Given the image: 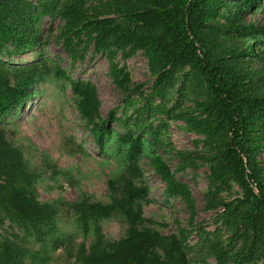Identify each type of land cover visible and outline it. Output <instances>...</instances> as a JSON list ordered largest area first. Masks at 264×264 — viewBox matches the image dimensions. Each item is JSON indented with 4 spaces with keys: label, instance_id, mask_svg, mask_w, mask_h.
Returning <instances> with one entry per match:
<instances>
[{
    "label": "trees",
    "instance_id": "16d2710c",
    "mask_svg": "<svg viewBox=\"0 0 264 264\" xmlns=\"http://www.w3.org/2000/svg\"><path fill=\"white\" fill-rule=\"evenodd\" d=\"M128 1L130 6L117 8V16H94L86 0H0V53L19 56L43 46L40 22L52 17L63 22V50L76 58L81 49L92 45L96 53L107 54L119 86L128 75L114 64V56L138 50L156 77V96L166 98L178 80L183 86L187 81L196 87V106L176 119L202 136L209 147L208 208H224L217 221L229 231L226 245L215 239L216 233L204 236H212L216 264H264V171L257 163L264 150V67L251 66L253 58L258 62L263 58L264 26L247 22V15L260 8L262 0H235L234 5L231 0ZM81 39L87 47H81ZM241 43L248 45L241 47ZM49 74L38 64L14 70L0 64V120L16 115ZM53 74L69 84L100 156L123 167L129 178L120 184L109 181L107 203L79 199L69 205L83 240L91 238L89 245L83 241L73 251L68 247L69 237L59 228L56 204H42L35 196L39 174L28 169L22 150L8 140L1 126L0 224L8 222L19 235L0 240V264H48L62 248L73 264H192L187 231L165 236L144 226L138 203L147 192L131 178L139 173V162L147 160L165 184L167 197L180 199L194 218L190 190L175 180L158 153L165 150L159 141L164 123L133 130L128 119H118L114 112L104 120L94 85L71 79L57 66ZM115 123L120 129L113 128ZM233 186L241 191V199L220 202L213 189L230 191ZM116 216L127 227L125 236L107 243L99 223Z\"/></svg>",
    "mask_w": 264,
    "mask_h": 264
},
{
    "label": "rangeland",
    "instance_id": "374dc122",
    "mask_svg": "<svg viewBox=\"0 0 264 264\" xmlns=\"http://www.w3.org/2000/svg\"><path fill=\"white\" fill-rule=\"evenodd\" d=\"M233 1H230L231 5H234ZM86 5L91 15L109 13L110 16H117V8L130 6V2L86 0ZM247 22L264 26V0L260 8H253L247 15ZM62 25L63 22L58 19L43 17L39 26L43 46L19 56L0 53V64L9 70L38 64L50 71L48 80L37 86L16 115L12 113L0 120V127L5 128L8 140L22 150L28 169L39 174L35 184L36 198L42 204H56L59 228L69 237L68 247L74 251L84 240L74 224L76 218L69 205L79 199L107 203L110 200L109 181L120 184L123 179L129 178L123 167L114 161H105L100 156L77 110V102L69 84L54 77L53 69L57 66L71 79L86 81L96 87L102 119L106 120L114 112L118 119H128L133 130L143 124L158 127L163 126L160 122L164 123L159 141L165 150L163 152L160 149L158 153L171 169L175 180L190 190L195 216L191 219L180 199L167 197L163 181L147 160H141L138 164L139 173L131 178L147 192L138 203L143 212L144 226L165 236L177 235L179 230L187 231V251L191 263L216 264L211 253V235L216 233L215 239L226 245L229 231L221 220L217 221L218 216L224 213V208H208L209 147L205 146L202 136L190 131L184 122L176 119L179 113L184 115L192 112L198 102V89L187 81L183 86L182 81L178 80L166 98L156 96L153 93L156 77L149 70L145 54L138 50L118 52L114 56V64L128 75L123 86H119L111 75V62L107 54L96 53L92 45L85 46L86 40L81 39V47L87 48L81 49L76 58L63 50L60 37ZM247 45L240 44L241 47ZM261 49L262 61L253 58V69L264 67V46ZM112 126L116 130L120 129L119 123ZM257 163L264 171V150L257 156ZM213 191L222 203L241 199V191L236 186L230 191L216 188ZM191 221L193 225H190ZM99 227L107 243L124 238L127 228L119 216L101 221ZM204 233L211 235L205 238ZM15 234L19 235V231L2 221L0 240H13ZM84 242L89 245L91 238ZM48 264H73V259L62 248L53 253Z\"/></svg>",
    "mask_w": 264,
    "mask_h": 264
}]
</instances>
